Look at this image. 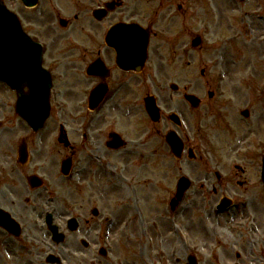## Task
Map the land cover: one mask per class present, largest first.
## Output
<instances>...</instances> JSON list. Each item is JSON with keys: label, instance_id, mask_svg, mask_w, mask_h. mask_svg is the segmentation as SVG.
<instances>
[{"label": "rangeland", "instance_id": "1", "mask_svg": "<svg viewBox=\"0 0 264 264\" xmlns=\"http://www.w3.org/2000/svg\"><path fill=\"white\" fill-rule=\"evenodd\" d=\"M135 1L137 3L134 4L135 15L132 21L150 28L152 32L153 46L149 64V85L152 94L158 92L157 88L164 89L170 94V86L177 84L181 90L186 87L193 88V92L197 96L209 103L206 87L211 85L210 82L213 86H218L219 76L226 71L231 77V84L225 86V89L235 85L240 75L243 76L240 81H243L244 77L247 80L245 73L247 70L253 69L256 77L258 71L263 70L264 73V0H247L244 4L239 0ZM5 2L14 10L21 8L19 0H5ZM123 11L115 17L122 18ZM197 37H201L204 44L201 49L194 50L191 45ZM227 42H239L236 47L239 49V54L226 52L225 44ZM220 48L221 50L217 51ZM229 54L246 55L247 60L235 68L232 62L224 63ZM203 70L207 74L206 77L201 74ZM249 75L252 76L251 72ZM252 80L261 83V80L264 81V74H262V79ZM134 86V97L140 96L142 93L141 97L144 96L145 89L141 88V84L136 83ZM249 91L245 92L249 93ZM11 98H13L12 94L4 93L0 87V104L6 103ZM2 100L4 103H1ZM183 103L181 101L180 104L172 102L170 109L182 108L184 112L186 111V116L183 117L187 118L186 121L188 120L187 130L205 126L204 133L200 136V139L204 140H201L200 145L207 147L208 150L201 149L217 152L216 158L219 162L217 168L224 173L233 172L235 166L245 168L246 174L240 179L245 182V186L239 187L233 182L224 190L230 197L251 203L250 212L257 211L259 213L262 229L259 228L256 236L250 234L243 237L246 241L240 242V252L244 264H264L262 262L264 251L259 252V248L253 245L254 241L259 242L263 237L261 245L264 248V186L260 179L261 164L258 158L259 148L262 144L264 145V104H260L261 107L258 106L255 109L258 115H262L260 121L256 122L253 119L250 123H237L241 125H238L236 140V135L228 133V128L224 124L215 128L214 119L211 117L212 105L207 104L202 113L191 115ZM4 105H0V112L2 110L3 115L13 118L12 108ZM161 105L162 108H168L166 102L161 101ZM208 111L209 114L205 115ZM55 113L57 114V112ZM76 113L74 112V114ZM75 118L72 116L71 124H78ZM143 118L146 119L142 112L137 117L134 116L132 121L139 126ZM232 123L234 124V120ZM135 135H137L136 131H134ZM240 138L245 139L243 144L239 142ZM46 149H52L51 145L48 144ZM201 167L203 166L193 164L192 175L185 171L182 176L199 180ZM155 174L148 172L150 178L149 197L145 196L141 189L136 188L138 196L141 199H146L138 204L132 199V190L122 185L117 186L116 189L111 188L108 178L104 175L98 182L102 196L91 200L90 195H83L87 192L81 191L82 194L79 192L76 197L80 204L78 208L77 205L73 208V215L91 217V211L97 208L100 211V218L92 220L97 224L92 227L84 226L79 233L69 235L66 245L60 246V250L55 249L49 241L50 252L40 259L36 258V248L32 247L31 254L28 256V264H48L45 260L46 256H54V253L64 257L66 261L64 264H182L186 263L189 254L199 257L201 264L214 263V261L224 263L226 259H230L232 262L236 252L231 253L226 249L220 252L221 255L218 254L219 258H214L215 253L212 254L210 251L218 250L221 246L232 249V244L237 238L233 233L238 231L237 233L241 235V226L248 227L246 222L248 214L242 212L238 215H231V217L230 215L223 216L217 221H213L215 215L209 219L207 214L200 216L202 220H199L198 217L191 216L190 211L194 209V213L198 212V208L201 209L202 206L187 201L182 225L191 238L189 239L191 245L187 239L191 248L189 252L181 243L176 231V223L170 221L169 199L171 195L167 189L173 183L175 184L181 175L169 172ZM159 174L165 177L166 190L160 189L161 187L158 185ZM197 180L196 183L199 185ZM198 185L195 187L196 190L199 188ZM86 187H89V183L83 182L82 188ZM81 195L82 200L79 197ZM166 198L168 199L165 203L163 200ZM60 211L62 210L60 209ZM109 215H113L118 222H115L116 226L111 230L112 245L107 248L109 254L107 257H103L100 255L102 247L100 236ZM42 237L45 239L46 236ZM217 237H221L219 242ZM35 239L39 242L37 248L41 249V239ZM83 241L90 244L89 248L82 245ZM11 242L0 232V264H13L8 259V250L3 249L6 246H8L7 248H18V244ZM193 248H196L197 252Z\"/></svg>", "mask_w": 264, "mask_h": 264}, {"label": "flooded vegetation", "instance_id": "2", "mask_svg": "<svg viewBox=\"0 0 264 264\" xmlns=\"http://www.w3.org/2000/svg\"><path fill=\"white\" fill-rule=\"evenodd\" d=\"M119 2L120 0H41V14L46 18L45 26L50 32V42H47L48 57L44 61V66L52 74L54 83L53 98L55 96L52 106L59 110H76L78 108H85L89 106V94L90 90L98 86H104L105 89L109 88L108 95L103 103V109L99 119L92 118V114H88L87 117L82 118L80 125H84L86 128L95 129V137L91 145H86L81 136L79 142L71 140L68 147H63L62 151L57 152L56 156L52 160L50 170L53 166L60 164L62 157L68 158L73 162L74 166L78 167V171L82 173L81 178H85L91 171H106L107 174L117 178L120 173H132L137 170L143 175L148 172H159L161 174L165 172L182 174V164L190 166L191 163H198L203 161L204 157H198L197 159L190 161L181 159L179 161H173V155L167 149L164 141L165 134L171 130L172 122L166 121L159 125H144L140 126L136 140H128L127 135L119 131V124L122 122L126 124L135 115L136 108L133 107V80L135 77L146 78V68L140 75H136L132 72H126L120 69L116 62V51L110 47L108 42H105V36L112 25H108L105 21H97L93 15L96 10H108L111 2ZM60 10H67L68 12H74V16L67 20L66 29L63 30L58 26L61 20ZM49 12H54V15H49ZM33 19V18H31ZM27 19V30L30 34H33L31 29L30 20ZM91 70V71H90ZM91 74V77L89 75ZM80 77L79 81L76 79ZM72 84L70 90L74 89L70 106H68L67 99L63 97L64 93L61 90L66 87V84ZM188 93H184V95ZM228 103L225 105V109L229 110L233 104L232 101H237L239 105L244 103V99L240 97L242 94L240 89L231 91ZM183 95V96H184ZM238 95V96H237ZM215 95L211 98L214 100ZM171 102L174 101L175 96L170 95L168 98ZM253 107H256L255 103H252ZM140 108V104L136 105ZM54 109V108H53ZM121 112L120 122L113 121L114 116ZM226 119H229L226 117ZM71 128V124L69 126ZM119 134L122 137V149L115 150V134ZM180 134V133H179ZM181 135V134H180ZM152 140H159L158 146H152ZM66 144V140L64 141ZM80 143V144H79ZM79 144V145H77ZM186 148L197 151L196 139L192 135V138H188L185 141ZM59 145H62L59 143ZM169 151V152H168ZM203 153V152H202ZM201 153V154H202ZM39 156H37V159ZM38 161H36L37 163ZM2 164L4 173V190L9 192L7 195L3 193L1 205L11 212H18L21 204L19 197L15 196L10 189H20V185L13 182L14 179L19 180L18 175L26 174L29 168L21 167L18 161V152H8L4 157ZM32 162L30 161L29 165ZM32 166V165H31ZM25 169H20V168ZM32 169V167H30ZM135 168V170H133ZM169 169V170H167ZM212 173L206 172V177L203 179L205 184L202 186V190H207L209 194L216 195L218 190L211 181ZM217 176L219 181L218 186H222L223 178ZM43 178V176H42ZM95 178V176H94ZM25 179H27V174ZM44 179V178H43ZM123 179V178H122ZM79 187L78 185H72L70 182H66L62 186L61 190L66 194L68 204H72L74 207H79L80 202L75 198L73 188ZM45 193L41 195L37 194L40 190H31L34 194V199L46 200L47 196H50V191L54 190L53 183H46L44 185ZM91 188V187H89ZM87 195V193L83 194ZM52 196V194H51ZM94 196H96L94 194ZM82 200V195L80 196ZM204 200H206L204 198ZM85 202V201H84ZM83 202V203H84ZM31 205L30 200L26 201V206ZM39 211H36V218L34 221L33 230L42 233L40 228L43 226L40 224L42 220L46 218L45 205L39 206ZM71 215V211L67 208V214L60 211L58 213L57 220L62 221V224L66 226V221ZM79 221L80 227L88 226L90 221L83 218L81 215L72 216ZM38 223V225H36ZM92 227V226H91ZM32 230V233H33ZM77 231L74 234H77ZM209 264H222V263H209ZM229 264V263H223Z\"/></svg>", "mask_w": 264, "mask_h": 264}, {"label": "water", "instance_id": "3", "mask_svg": "<svg viewBox=\"0 0 264 264\" xmlns=\"http://www.w3.org/2000/svg\"><path fill=\"white\" fill-rule=\"evenodd\" d=\"M25 1L27 4H29L31 0H25ZM5 19H6V16L4 13L1 12V6H0V37H3V31H4L3 21H6ZM126 29L128 30V32H126V33L129 35V37H131L130 39H132L131 41L129 40V42H133V45L136 48L143 49L142 53H143V57H144V54L146 55L147 42L149 40L147 33L145 31H144V33H142L140 27H138V26H128V28H126ZM127 34H126V38H124L125 42H127V38H128ZM5 42H15V41H5ZM199 44H200L199 40L194 42L195 46H198ZM9 49H10L9 44H6V45L0 44V52H5L6 50H9ZM13 55H15V52L13 53ZM140 58H141V54H140ZM3 66H4V64H2V65L0 64V71L2 70V72H3ZM0 78L3 79L4 81H6L7 83H9V81H10V78L7 77L6 74H4ZM40 78H41V76H36L37 81H40ZM41 93H43V92H41ZM41 93L38 92V94H41ZM37 106L38 107L35 109H32V111H26V110L22 109V110H19V112L21 113V115L24 118H28V119L34 120V121L35 120L44 121L48 117L49 109H48V107L45 108L41 105H37ZM148 110L152 116L154 113L155 107L151 102H148Z\"/></svg>", "mask_w": 264, "mask_h": 264}]
</instances>
